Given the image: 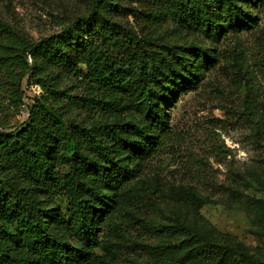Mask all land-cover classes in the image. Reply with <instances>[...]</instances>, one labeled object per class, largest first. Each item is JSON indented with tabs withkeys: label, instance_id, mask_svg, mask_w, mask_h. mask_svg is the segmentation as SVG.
I'll return each instance as SVG.
<instances>
[{
	"label": "trees",
	"instance_id": "trees-1",
	"mask_svg": "<svg viewBox=\"0 0 264 264\" xmlns=\"http://www.w3.org/2000/svg\"><path fill=\"white\" fill-rule=\"evenodd\" d=\"M182 2L186 7H174L173 13L187 24L186 10L216 41L230 30L253 29L258 23L252 6L240 0ZM124 4V0H95L87 14L38 40L16 35L4 24L9 33L0 41V52L5 74L15 82L13 99L23 104L25 78L35 79L41 93L28 105L23 126L2 130L0 125V264L124 261V242L131 240L125 214L136 199L147 195L134 192L139 158L159 143L153 123H168L161 105L172 89L166 70L175 74L180 68L177 83H197L199 71L185 53L193 52L202 69L217 60L209 48L196 44L169 47L168 54L153 51L150 40L112 19L127 8ZM148 14L151 27L153 13ZM54 67L85 83L86 95L76 101V95L63 96ZM125 96L135 97L148 121L127 118ZM73 106L91 114L93 122L68 123ZM171 197L195 211L207 202L198 191L184 187L173 189ZM180 244L189 247L187 254L202 260L218 257L227 262L233 254L252 257L242 244L233 249L211 238L190 235ZM158 246L164 247L161 254L171 264L178 246Z\"/></svg>",
	"mask_w": 264,
	"mask_h": 264
},
{
	"label": "rangeland",
	"instance_id": "rangeland-1",
	"mask_svg": "<svg viewBox=\"0 0 264 264\" xmlns=\"http://www.w3.org/2000/svg\"><path fill=\"white\" fill-rule=\"evenodd\" d=\"M124 1L127 8L116 12L112 19L150 40L153 51L168 54L169 47L196 44L209 48L217 60L202 69L193 52L185 53L199 71L197 83H177L180 68L175 74L166 70L172 89L161 105L168 123H153L152 129L160 135L159 143L139 158V170L132 181L134 192L147 191V195L136 199L130 213L125 214L124 225L131 240L124 242L125 257L120 264H167L161 254L164 247L159 243L179 247L172 252L171 264L264 262V0H259L256 7L257 0H240L256 12L257 26L240 32L230 30L220 41L212 39L186 10L188 23L181 22L173 9L186 7L182 0ZM94 2L0 0V41L9 33L4 24L30 40L59 33L87 14ZM150 12L155 23L151 27ZM53 73L63 96L76 95V101L86 95L85 83L76 76H64L55 67ZM14 83L5 74L0 52L2 130L23 126L28 105L41 93L35 79L25 78L21 85L23 104L19 105L11 94ZM125 97L129 104L123 110L127 118L148 121L135 97ZM68 118V123L93 122L91 114L76 106ZM180 187L198 191L207 202L198 211L181 205L171 197L172 190ZM171 226L175 227L168 228ZM190 235L211 238L233 249L242 244L252 257L233 254V260L227 262L218 257L202 260L187 254L189 247L180 244Z\"/></svg>",
	"mask_w": 264,
	"mask_h": 264
}]
</instances>
